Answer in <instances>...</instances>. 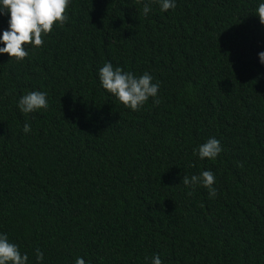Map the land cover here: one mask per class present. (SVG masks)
Masks as SVG:
<instances>
[{
  "label": "trees",
  "instance_id": "16d2710c",
  "mask_svg": "<svg viewBox=\"0 0 264 264\" xmlns=\"http://www.w3.org/2000/svg\"><path fill=\"white\" fill-rule=\"evenodd\" d=\"M145 3L70 0L43 46L0 53V234L27 264H264V0ZM107 62L148 72L157 97L125 107ZM30 91L49 107L22 113ZM210 138L223 151L200 159ZM203 171L215 198L182 183Z\"/></svg>",
  "mask_w": 264,
  "mask_h": 264
},
{
  "label": "clouds",
  "instance_id": "9594fccd",
  "mask_svg": "<svg viewBox=\"0 0 264 264\" xmlns=\"http://www.w3.org/2000/svg\"><path fill=\"white\" fill-rule=\"evenodd\" d=\"M152 2H158L164 12L176 7L175 0H150V3ZM69 3L70 0H0V14L10 16L9 27L0 37V43L5 45L0 48V53L20 61L28 56V45L43 46L42 37L51 33L55 25L63 26L68 21ZM150 3L144 5L145 15L151 11ZM257 13L260 23L264 24V3L259 4ZM259 58L261 63H264V52L259 53ZM99 79L105 90L133 111H138L150 97H157L160 86L159 82L153 83V77L148 72L137 77L132 72H125L121 67L114 68L111 62L105 63L99 69ZM159 103V99L154 100L155 105ZM18 107L25 115L38 109H47V93L30 91L20 98ZM23 131L29 133L31 125L25 123ZM222 151L220 141L210 138L201 144L194 154H198L200 159L214 160ZM182 183L193 190L197 185H203L209 190L210 198L217 195V189L213 187L215 176L211 171H203L199 176L193 175L190 178L184 175ZM188 194L192 195V192ZM36 258L38 262L44 259L39 249L36 251ZM27 261V254L22 255L17 244L10 242L6 234H0V264H27ZM75 264H85V260L77 257ZM151 264H162L160 256L152 257Z\"/></svg>",
  "mask_w": 264,
  "mask_h": 264
}]
</instances>
